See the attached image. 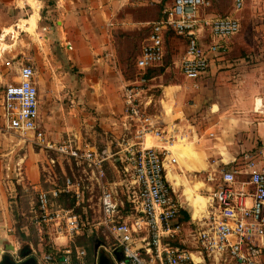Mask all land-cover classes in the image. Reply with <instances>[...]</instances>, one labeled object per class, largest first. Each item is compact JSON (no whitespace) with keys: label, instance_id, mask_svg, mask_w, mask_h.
<instances>
[{"label":"crops","instance_id":"obj_1","mask_svg":"<svg viewBox=\"0 0 264 264\" xmlns=\"http://www.w3.org/2000/svg\"><path fill=\"white\" fill-rule=\"evenodd\" d=\"M29 2L30 6H27L21 1L0 0L1 116L3 118L1 102L5 88L20 81L19 64L21 62L29 64L30 60L25 53H23L25 58L19 54L8 58V46H5L7 38L14 32L17 34L14 38L22 42L27 41L23 39L22 34L35 33L41 46L55 49L59 60L66 55L68 64L75 68L73 72L63 74L65 67H56V73L47 72L45 75L39 74L37 69L35 83L40 105L38 120L40 127L56 142L60 141L65 133L73 134L79 141L82 132L76 130L74 126L72 118L75 113L101 112L103 117L100 118L98 125L102 131H94L89 120L90 116L88 120H84L82 130L84 136L90 137L88 139L90 145L95 146L100 152L110 154L105 164L106 177L108 182L118 189L119 200L126 206L123 211V216L126 217L130 212L124 188L129 180L125 174L128 164L123 166L125 156L121 145L124 134L122 90L125 80L121 72L117 71L119 106L116 111H112L114 117L109 119L108 124L107 100L102 97L106 93V78L97 80L92 72L96 70L107 72V60L104 55L106 52L115 54L116 33L118 30L128 28L126 22L121 21L120 14L125 8L135 5V2L134 0ZM111 22L114 24L113 29L108 27ZM143 23L148 22L139 21L136 25ZM137 26V30H140ZM15 27L18 31L14 29ZM171 35L184 43V50L179 58L180 63L187 43L185 39L169 34L166 36L165 44L172 38ZM237 43L238 39L234 41L231 39L228 43L229 51L236 50ZM255 45H251L248 40L242 42L243 51L248 52L249 55L243 54L240 74L220 72L219 69L233 61L232 58L220 57L212 62L208 72L199 80L192 82L185 79L188 82L185 88L181 85L160 86L161 91H149L147 95V102L151 103L150 113L160 115L165 125L169 126L167 130L178 122V128L181 132L184 131L188 138L185 144L166 147L170 150V157L177 160L176 165L168 167L167 179L181 206L179 221L184 226L181 245L192 251L197 249L194 234L199 224L209 217L211 195L217 187L215 183L206 180L207 173H212L224 165H230L238 158L239 152H264V43L259 41L256 48ZM250 48L258 51L251 53ZM166 53L165 50V55ZM49 60L53 61L54 58L45 56L42 57L41 62L45 65ZM234 82L238 85H234ZM44 111L47 112L46 115ZM63 112L67 115L61 118L60 114ZM2 118H0V180L5 182L10 179L16 184L19 194L28 189L34 190L37 195L39 189L61 188L48 189L47 182L50 181L56 186L55 180L53 177L44 179L43 170L49 171L52 168L51 155L31 143L27 144L25 140H17L14 136H10ZM128 141L132 142L131 139ZM114 144L116 145L113 147ZM144 144L146 147L163 145L153 137H147ZM67 173V168H64L63 174L67 175ZM85 180L87 183H82L83 200L77 212L92 224L75 238V245L86 249L91 240L92 243L97 241V245H93L95 247L91 257L89 250L86 249L87 256L82 264H115V255L109 253L112 239L99 225L100 189L90 172L86 173ZM3 208L0 209L2 235L10 238L9 244L3 248V253L11 252L15 258L34 259L38 264H42L41 258L36 256L38 253L42 256L41 244L40 246L33 244L32 240L35 241V237L27 230V225L18 228L20 233L17 236H20L15 238L16 242L12 241L14 236L9 233L12 228H9L7 219L9 212L4 211ZM37 231L39 232L38 228ZM38 236L41 240L40 232ZM21 241L25 242L24 247L20 245ZM56 242L65 245L62 239H57ZM194 258L196 264H212L209 259L199 257L197 252H194Z\"/></svg>","mask_w":264,"mask_h":264},{"label":"built area","instance_id":"obj_2","mask_svg":"<svg viewBox=\"0 0 264 264\" xmlns=\"http://www.w3.org/2000/svg\"><path fill=\"white\" fill-rule=\"evenodd\" d=\"M16 1L30 6L29 1L38 0ZM245 1L233 0V13L220 15L209 12L212 0H174L151 24L136 61L137 69L145 74L162 66L166 36L174 34L187 43L180 61L181 74L188 81L199 80L214 60L228 52V43L240 33L241 21L236 13L244 8ZM113 26V22L108 24L111 29ZM104 56L118 70L115 54L106 52ZM36 76L34 65L19 64L20 81L8 85L2 97L5 129L29 136L24 140L41 151L88 169L100 189L99 225L112 239L109 253H120L121 259L115 260V264H196L194 252L212 264H264L263 151L243 152L241 164L236 158L230 165L207 173L206 180L217 187L211 195L209 217L194 234L197 249L192 251L181 245L184 233L179 221L181 206L167 179L168 167L176 165L177 160L170 157L166 147L188 141L178 122L167 130L169 126L160 115L150 113L151 103L147 102V91L142 85L125 83L121 145L123 161L128 162L125 174L129 180L124 188L130 212L124 217L126 206L119 200L118 189L106 177L105 164L110 154L82 144L76 137L56 142L41 129ZM147 137L163 145L146 147ZM50 161L55 163L52 157ZM61 193L70 194L75 206L56 205L55 199ZM83 194V184L70 178L61 188L37 191L33 223L51 239L41 256L42 264H82L87 256L86 249L75 245V238L92 224L77 212ZM57 239L65 241V245L57 243Z\"/></svg>","mask_w":264,"mask_h":264},{"label":"rangeland","instance_id":"obj_3","mask_svg":"<svg viewBox=\"0 0 264 264\" xmlns=\"http://www.w3.org/2000/svg\"><path fill=\"white\" fill-rule=\"evenodd\" d=\"M161 1L162 0H134L135 5L129 6L122 11V14H120L121 21H125L126 27L128 28L127 30H118L115 36V56L118 60V70L114 69L112 64L108 62L106 73L102 70V72L99 70L92 72L93 75H96L97 80L98 78H106V93L102 97H105V99L107 100L106 116L108 119V124L109 119L114 117L112 111H116L119 106V92L117 81L119 77L117 76V71L121 72L125 83L129 84L138 82L139 85H142V87L147 91V95L149 91H161L160 86L181 85L183 86V88L188 86L187 80H185V78L181 74L179 63V58L184 50V43L179 41L178 38H174L173 35H171L172 38L166 41L165 44V50L167 53L165 55L164 63L162 66L154 69L155 72L153 73L151 79L146 78L147 72L143 74L136 67L137 58L141 52V48L145 39L148 37L151 29V24L156 22L160 18L162 11L166 8H170L174 2V0H167L165 5L162 7ZM209 12L217 13L220 15L233 13V0H212V8ZM236 15L241 21L240 33L232 38V41L238 39V43L236 44L237 49L233 51L228 50L229 52L222 56L227 57V59H233L232 63H229L228 65L226 64L225 66H223V68L219 69V71L223 73H241L242 60L244 56L249 55L248 52L243 51L242 42L244 40H248L251 45L256 44L255 48L257 47L259 41L264 43V0H246L244 8L240 12L236 13ZM25 18L29 19L28 16H25ZM139 21L148 23H143L142 25L137 26L136 24ZM136 26L140 27V30H137ZM14 29L18 31L17 27H15ZM12 34L14 35L13 37ZM12 34L11 36H9V38H7L5 45L8 46V58L15 54H19L21 57L25 58L26 54V56L30 58L28 63L35 65L38 69V73L44 75L47 74V72L53 73L55 71L56 73V67H65V69H63V74H65L66 72H73V69H75L72 68V65L68 64L69 62L66 55H64L65 57H62L61 61L57 59L55 49H51L48 46H41L37 41V35L35 33L22 34L23 39L27 40L22 42L14 38L15 35H17L16 33L13 32ZM250 51L251 53H255L258 50L254 51L253 48H250ZM45 56H47L48 58L53 57L54 60H49V62H46V64L44 65L41 61L42 57ZM142 77L146 78L145 82H142ZM233 84L238 85V83L235 82ZM45 89H47L46 84ZM44 114L46 115L47 112L44 111ZM65 115H67V113L63 112L60 114L61 118L65 117ZM89 116L91 117V119L89 118ZM101 117H103V115L101 114V112L97 111H79L75 113L72 120L74 122L76 130L82 132L81 139L79 140L80 143L90 145V141L88 140L90 137L84 136V130H82V126L85 123L84 120H88L89 118L94 131L100 132L102 130L99 127L98 123ZM0 118H2L1 111ZM10 134V136H14V138L17 140H24L25 138L29 137L26 135L22 136L14 132H10ZM68 137L75 138L73 134L70 133L67 135V133H65L63 134L62 139H66ZM26 143L28 144L29 142L26 141ZM115 145L116 144L112 146L114 147ZM245 150L246 149H244V151ZM239 153L238 163H240L239 159L241 158L240 156L242 152ZM51 157L55 160V163L51 164V170L48 171L47 169H44L43 175L45 176L44 179L53 177L56 186L51 184L49 181L46 184L48 189L63 187L67 178L77 179L81 183H87L85 179L88 169L84 165L77 166L75 163L70 164L67 160L60 158L55 154H51ZM123 163V166L125 164H128V162L126 161H124ZM240 167H242V165H240ZM64 168H67L68 170L67 175L63 174ZM50 180L53 181L52 179ZM7 181L9 182V184H7ZM7 181L4 182L3 180H0V207H4L3 210H8L9 212V217L7 219L9 220V228H12V231L9 233L14 236L12 241L16 242L15 238H19L18 236H20H17V234L20 233V230L18 228L21 225H27V230L31 232V235L34 234L35 237V241L32 240V242H34L33 244L35 246H37V244L40 246L41 244L40 252H42V254L45 253L48 244L51 243V239H49V235L46 232L39 231L41 234V240H39V232L37 231L38 227L34 223H32L34 218V211L36 209L35 191L28 189L25 192H21V194H19L20 192H18L16 184L12 183L10 179H7ZM99 197L100 195H98V198ZM55 204L58 205L56 203V200ZM2 208L0 209L2 210ZM0 226V251L3 252V248L5 245L9 244L10 238H5V236L2 235V223L0 224ZM35 226L37 228H35ZM93 244L96 246L97 241H95ZM20 245L24 247L26 244L25 242H22L20 243ZM88 247L89 244L87 245L86 249H88ZM6 255H10L11 259L15 260V256L11 255V252ZM36 256L41 258L39 253Z\"/></svg>","mask_w":264,"mask_h":264},{"label":"trees","instance_id":"obj_4","mask_svg":"<svg viewBox=\"0 0 264 264\" xmlns=\"http://www.w3.org/2000/svg\"><path fill=\"white\" fill-rule=\"evenodd\" d=\"M167 0H162L161 2V6L163 7L165 5ZM155 72V70H149L147 71V75L146 78L147 79H151L153 76V73ZM56 200V203L62 207H67V208H72L75 206V200L72 198V196L70 194H66V193H61L59 195V197ZM94 244L92 243V240L89 242V256L91 257L92 252H93V248L95 246H93Z\"/></svg>","mask_w":264,"mask_h":264},{"label":"flooded vegetation","instance_id":"obj_5","mask_svg":"<svg viewBox=\"0 0 264 264\" xmlns=\"http://www.w3.org/2000/svg\"><path fill=\"white\" fill-rule=\"evenodd\" d=\"M7 253H1L0 255V264H4L5 262H11L14 264H20L24 261H26L25 259H21L20 257L15 258V260L11 259L10 255H6ZM29 259V258H28Z\"/></svg>","mask_w":264,"mask_h":264},{"label":"water","instance_id":"obj_6","mask_svg":"<svg viewBox=\"0 0 264 264\" xmlns=\"http://www.w3.org/2000/svg\"><path fill=\"white\" fill-rule=\"evenodd\" d=\"M2 251H0V255H1ZM115 255V258L117 261H120L121 257H120V253L119 252H115L114 253ZM4 264H14V263H11V262H5ZM20 264H38L34 259H27L26 261L20 263Z\"/></svg>","mask_w":264,"mask_h":264}]
</instances>
